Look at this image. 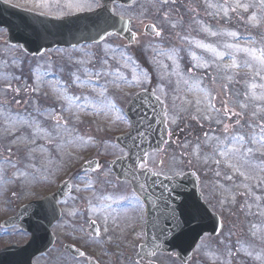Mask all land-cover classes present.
Instances as JSON below:
<instances>
[{
	"label": "rangeland",
	"instance_id": "1",
	"mask_svg": "<svg viewBox=\"0 0 264 264\" xmlns=\"http://www.w3.org/2000/svg\"><path fill=\"white\" fill-rule=\"evenodd\" d=\"M22 2L29 4L27 1ZM71 2H74V0H71ZM191 2H194V8L196 11H189L183 14L189 19L188 27H190L192 31H195L200 37H193L190 34L187 36L182 29L179 30L176 28L175 24H172L173 28L170 29L169 22L175 21L173 20L174 17L172 16V13H169L168 11L165 13H162L161 11H131L126 14L133 15L139 20L150 19L154 24L158 25L159 28L158 16L163 17L162 15L164 14V18L166 17V19L163 22L160 20L162 22L160 24H162V27L166 32L169 31L171 34L169 35L170 38H163L158 42L161 46L156 45V49H153L154 47H152L149 56L146 58L150 67H144L147 73L145 74V72H142L143 70L136 72L134 79L139 81L138 84L143 88L147 76L151 78V83L155 86L160 83L153 78L154 75L157 79L154 73L155 70L152 69V67L161 69V72H164L163 76H160V79L165 82L168 87L173 88L174 90L178 89L181 84L185 83L187 81L186 77L176 71L181 67H185L184 65L180 66V62H178L179 60L177 59L184 55V52L191 62V68H215L213 70L215 74L212 73L207 78L210 89L207 85L205 88H201L206 95V97L203 98V103L205 99H208L205 107L203 104L199 105L197 108L192 107L194 102L191 103L187 98L185 99L181 89L176 90L178 92H168L159 86V89L157 87L158 90H154V92L157 93L165 103L169 119L171 120V117L173 116L176 118L175 123L169 124L171 128L170 131L172 132L170 143L167 148L169 151L167 152V155L163 156V154L160 156V159H157L155 166H157L158 171L166 173L176 172L171 171L169 167V165L173 163V154L171 151H174L180 156V164L182 168L180 173L193 169L196 170L198 174L200 173L202 180L210 181V175L208 174L209 169L206 167V163L209 162L206 156H202L204 154V146L199 145L198 142H202L204 136H207L210 130L212 132L224 131L225 124L236 128H246L248 124H252L253 127H255L256 123L264 120V100L254 101L251 97L253 84L256 85V94L261 95L264 93V88H261L264 85V79L261 78L264 76V70L260 69V65L253 59L251 53L245 51V49H254L256 55H259L260 50L264 49V9L260 8L259 0H239L241 4L249 5L247 11L243 8H237L235 11H232L237 0H191ZM142 3L149 4L150 0H144ZM201 6L204 8H201ZM204 9L207 10L205 11ZM52 11L55 13L59 10H57L56 7H53ZM210 11L213 12L211 13ZM225 12H227V14H225ZM252 15L258 17L260 21L258 25H255L254 22L249 19ZM210 16H212V18L209 19L208 17ZM209 20L213 23L206 24V21ZM164 26H166V28H164ZM253 30H260L261 32V41L259 43L252 38ZM213 33H215V35H213ZM221 43L223 45H220ZM93 52L96 56L100 55V57H104L109 53L106 48H103L102 50L96 49ZM117 52L122 53L120 50ZM135 52L139 54L140 58H142L143 55H147L146 52L148 51L145 47L141 51ZM118 53H114L115 55L111 54L119 59L129 57V55L125 54L122 56ZM62 55H64L63 57L65 61H68L74 66L77 65L75 64V61L78 59H80L81 62H87L86 59L89 57V60H91V54H88V50H76L74 52H65L56 57L50 55L43 56L37 61H33V64L30 65V67V60L21 54L14 53L11 49L0 48V164L2 165L5 163L6 159L12 162L11 164L6 163L9 168L5 171L3 182L7 181L10 184H16L14 179H17V181H20L22 184L19 186L21 193L17 187L18 194L11 200V203L22 202L25 204L32 201L34 199L33 197H38L41 192L45 190L48 191V188L53 187L54 184L52 183H55L58 178V176L56 177L55 175L68 166L74 159H76L75 163L80 162L81 159H83L82 151L87 150L97 141L94 135H91L89 141H85L79 136L71 138L73 135H69L70 139H67L66 130L68 126L73 128L74 131H79L81 129L78 122V125L68 124L71 120H79L76 119V116L81 114L80 107L78 108L79 105H77L71 113H68L67 111L68 104L66 108L62 106L57 111L56 109H49V107L55 105L54 102L57 104L64 102L68 95H70V97L67 98L68 100L79 98L82 95V93L78 92L76 88L72 86V83L69 82V75L67 74V77L62 75L65 71L56 69V75L53 76L51 74V59L53 58L59 64V58ZM233 59H235L236 64L239 65V67H232ZM104 64L105 65L103 66L109 67L105 62ZM196 65H199V67ZM29 67L36 69L31 79L29 81L27 79L26 81L24 79H19L18 75H22V72ZM36 71H38L37 75L35 74ZM102 71L103 69L101 68L99 72ZM257 72H260V75H257ZM25 78L27 77L25 76ZM50 81L55 86L47 88L46 85L50 84ZM28 83H31V85ZM199 83L200 82L198 81L191 80L186 86L185 92L190 91V93H194V95L199 94ZM17 87L19 89L18 92L15 90ZM133 88L134 87H132V89ZM132 91L133 90H128V94H126V91L122 90L120 92L122 100L125 99L126 96L129 97L128 95H131ZM42 100L47 101L49 105L52 102L53 104L48 108L45 105L42 107L39 106L38 108L37 102ZM209 102L215 104L216 108H219V112L214 113V110L208 107ZM225 102L229 108L242 113V116H232L229 119L224 112ZM241 104H247L248 107L243 109L241 108ZM111 105L112 103L104 112L102 122V129L104 131L113 130L114 126L111 120H114L117 117V105H115V109H112ZM44 108L47 109L39 116L42 117L44 115V122L46 123V127L50 130L46 131L41 127V123H39L35 127V130L40 135L46 133L44 136L46 138L41 137L40 144L30 146L31 140L26 139L28 137L24 136L26 138L22 139L25 131H22V129L14 123L15 117L14 119H11L7 114L11 110L23 114H32L33 110H36L34 112V115H36L39 111L44 110ZM257 108L260 109V113L255 119H253L251 113ZM82 114L84 115V110H82ZM59 116H61V120L57 119ZM237 119L241 120V125H235ZM218 120L222 121V123H217ZM186 126H188L191 131L189 135L185 133ZM125 127L127 128L128 125H122L115 129V131L123 130ZM248 129L252 132L251 128ZM193 130H196V133H193ZM83 132L87 135L88 130ZM21 139L22 145L20 144ZM38 139L40 138H33L32 140L36 141ZM203 143H205V140ZM12 144H14V147L11 149L13 146ZM101 144L103 147H108V144L110 143L101 142ZM77 147H81V149H76L77 152L75 153L74 150ZM16 148H19V151H14ZM260 157L261 154L257 157V166L261 169L264 168V164H262L261 167L259 162ZM86 158L88 157H84V159ZM13 164L16 166L13 167ZM49 168L50 177H52L53 171L55 172L53 180L47 185L29 189L28 187L38 185L41 181L44 182L46 180V173ZM62 173L59 174V176H61ZM261 173L264 175V171ZM239 175L241 174L239 173ZM105 178L106 177L102 174L100 175V179ZM24 186L28 187L24 188ZM254 186L256 189L260 186L262 190H255ZM259 192L262 193L261 196L259 195ZM246 196L248 200L246 205L247 210L255 209L257 204L255 199L257 197H259L261 202L264 203V182L263 184L252 182V184L248 185L246 187ZM257 209L261 211L260 207ZM71 210H73V208H71ZM139 216V206L135 204L125 213L124 221L129 224ZM74 217L69 214L66 221L58 228L57 232L60 244L73 241L81 242L83 246L88 247L92 252H95L94 246L100 242L91 241L84 236V232L80 231L77 226L70 225L69 220L72 221ZM131 237L135 244L131 247L130 253L135 256L137 248L144 241V237L140 232L132 233ZM20 238L22 244L29 239V237L24 234H22ZM201 247L198 250V253L200 252ZM100 249H103V247ZM115 251L118 253L119 250ZM123 253L128 256V252ZM123 253H118L117 256L114 255L113 251L101 250V255L108 254L106 256L110 258L111 264H139L133 261L135 259L128 258L129 256L126 257ZM36 263L77 264L62 252L60 248L54 250L49 256L38 258ZM157 263L175 264L174 261L167 259L166 257L160 258L157 260ZM192 264H201V255H197Z\"/></svg>",
	"mask_w": 264,
	"mask_h": 264
},
{
	"label": "flooded vegetation",
	"instance_id": "2",
	"mask_svg": "<svg viewBox=\"0 0 264 264\" xmlns=\"http://www.w3.org/2000/svg\"><path fill=\"white\" fill-rule=\"evenodd\" d=\"M3 1L25 10H30L38 13L44 11V9L34 7V4L38 3L39 0ZM22 1H27L29 2V4ZM143 1L144 0H138L135 4L130 5L129 7H124L119 4H113V0H99V5L95 3L93 4V8L95 9L94 11L110 9L112 7L114 12L118 16L133 20L131 24V30L135 34V39L134 44L131 47L132 49H128V45L126 46L124 42H121L123 49L129 51L130 53H132V55L136 54V52H134L135 49H143L147 47L148 43L158 42L159 40L150 38L146 35L145 28L150 23L148 22V19L139 20L137 17L126 13H130L131 11H188L192 8L191 4L187 3L188 0H174V2L170 1L167 4L162 3L159 0H151L149 4H143ZM67 2H71V0H61L62 4ZM53 7H55V5H53ZM63 11L67 13L68 10L64 9ZM77 13L83 12L75 11L70 15ZM59 14L60 11L53 13V15L51 16L54 17L55 15ZM70 15L65 14L63 15V17H67ZM110 41L117 42L114 38ZM95 47V45L89 47L91 50L89 52L93 53ZM96 59H100V55L99 58H95L94 60ZM141 65H144V62H142ZM89 70L93 71V74L88 75L91 79V77L93 78L94 76H96L94 74V71L98 70V64L93 68H90ZM206 72V74L198 75V78L201 82L206 81L207 85L209 86L207 78L212 74L213 70L207 69ZM18 78L23 79L21 74L18 75ZM94 79L97 81V78ZM17 89L18 87L15 90ZM142 90L153 91V88L148 85ZM20 114L21 113L17 112L14 114V123L18 126L20 125ZM14 117L10 116L11 119H14ZM2 144L5 145L4 143ZM80 167V165H73L72 167H70V172H73L71 176H68L71 184V194L59 204L64 215H67V212L71 213V208H73V210L76 209L75 214H77V218L74 219L78 221V224H76V226L80 229V231L84 232L88 236H90V234L93 235V233L96 232V234L99 236L97 239L94 238L96 239V241L100 242L99 244H96L94 246L95 252H92L88 247H85L81 244L84 248H86L84 251L90 255H93L96 258L97 264H111L110 258L106 256V254L101 255L100 248L103 247V249H105L115 246L114 243H111V236L126 237L131 236L134 232H140L145 236L147 209L145 205L139 200V203L137 205L139 206L140 216L134 219L132 223L127 224L124 221L125 213L133 206L125 208L123 205L113 203V201L119 199L123 195L132 194L133 189L131 184L125 181L117 180L116 176L113 174V171L110 169L109 164L101 163L98 165L97 169L91 172H84L79 169ZM146 167L150 168L149 164ZM109 169L110 172L108 171ZM105 172H108V175L105 179H95L97 177H100V175ZM218 175L221 174L218 173ZM86 181L89 183H86ZM222 183V187L225 193L222 207L211 198V203L209 204L208 202V205L213 211L214 209H216L221 210L222 212L223 217L221 219L224 225L223 231L225 232V234L223 233L224 236H221L223 237L221 240L222 245L229 251H240L241 249H243L244 251L242 252L244 254L241 255L240 260H245L247 258L245 249L250 250L255 246L252 234L253 229L252 227L246 229L247 222L249 226H256V220L251 218L253 217V215H249L248 218H246V214L244 211L245 205L243 201V199L245 198V196L243 195L244 190L239 189V182L235 180H223ZM17 187L19 189V186L17 184H11L6 189H4L3 187L0 191V250L5 248L7 245H16L17 243L12 237L20 234V226L18 224L14 225L10 230H6L5 226L3 225V221L6 218V211H8V213H12V216H8V218H11L15 216L20 209V203L17 206L12 205L11 203V200L18 194ZM209 189L210 190L208 192L211 193V187H209ZM54 191L55 190L52 187L48 194H51ZM109 197H111V199H108ZM5 202L9 203L11 206L6 207L4 204ZM108 204H112V209H109V212H102L100 210V206L107 207ZM224 208L228 210V213H226ZM109 213H111V215H109ZM105 216L108 217L107 222H105V220L103 219V217ZM113 217H115V222H113ZM93 221H95V224L92 223ZM212 239L215 238L205 237L202 242L207 241L212 245ZM132 242L133 241L131 240L124 239V242H121L120 246L126 249L128 247H132ZM18 246H20V244H18ZM236 253L233 256V259H230L233 261V264H245V261L238 260ZM90 260H92V258L86 255L85 258L80 259L79 262H81L82 264H88ZM139 264H148V262H139Z\"/></svg>",
	"mask_w": 264,
	"mask_h": 264
},
{
	"label": "water",
	"instance_id": "3",
	"mask_svg": "<svg viewBox=\"0 0 264 264\" xmlns=\"http://www.w3.org/2000/svg\"><path fill=\"white\" fill-rule=\"evenodd\" d=\"M131 3L132 0L124 2V4L128 5ZM101 14L105 16L113 15V22L107 25L98 23ZM127 24L126 21L115 17L113 13L108 11L85 13L64 20H54L41 15L23 12L2 3L0 4V28L8 31L6 43L13 47L19 46L24 52L32 56L40 55L44 51L55 47H69L84 43L100 42L111 34L130 36ZM150 30L151 35L156 34L153 32V27ZM144 97L148 100L153 99L152 96L148 95H141L137 99H144ZM153 100L156 101L155 98ZM161 114L162 111L159 108L158 115L160 118H158L159 120L156 123L152 124L151 128L152 133H156V136L149 140V149L153 147L161 149L167 140L166 122L165 120H161ZM117 142L121 147L126 148L122 144V140ZM134 157L131 154L130 159L113 163V169L120 179L134 180L131 169L127 167V165L131 164V160ZM184 179L190 180L192 178L188 175ZM158 180L165 179L158 178ZM174 180L177 179H168L167 181L171 183ZM185 185L183 184V186ZM139 195L145 201L149 200L148 195L142 193H139ZM189 196L191 197L192 195ZM58 199L59 195L54 199H49L48 202L52 203L53 201V205L55 206V202ZM189 200L197 202L204 209L202 219L189 222V218L183 215L186 222H184L179 235L173 236L172 239L169 235H166L165 239L158 242L157 235L151 234L149 236L150 245L154 247L155 251L169 253L178 249V258L184 263L190 260L197 243L205 234L216 235L221 228L219 220L205 207L200 197L197 201L191 200V198ZM45 203L46 201L34 204L35 211L29 218L24 219L21 216L23 226L33 234V238L28 246L17 251L16 259L18 260H16L15 264H32L34 258L47 252L53 245L50 227L56 220L54 214L49 213L48 216L47 211L41 212L39 216L35 214L41 205L46 209ZM182 203L185 204V201L183 200ZM183 204L182 207H184ZM30 208L33 207L29 206L26 209ZM73 252L74 254L77 253L72 250Z\"/></svg>",
	"mask_w": 264,
	"mask_h": 264
},
{
	"label": "snow or ice",
	"instance_id": "4",
	"mask_svg": "<svg viewBox=\"0 0 264 264\" xmlns=\"http://www.w3.org/2000/svg\"><path fill=\"white\" fill-rule=\"evenodd\" d=\"M151 2V0H150ZM97 4L99 5V0H74V2H67V3H61V0H39L38 3L34 4V7H38L41 9H44V11H42L40 14L41 15H45V16H51L53 15V5H55V7L57 8V10L60 11L59 15H55L54 18L56 19H61L63 18V15L65 14H72V12L78 11V12H84V11H94L95 9L93 8V4ZM154 6V5H153ZM212 6V5H209ZM259 6L261 9H264V0H259ZM249 5L246 4H241L239 2V0H237L235 7L232 9V11H235L237 8H243L245 11H247ZM67 9V13H65L63 10ZM225 14H227V12H225ZM119 19L123 20V17H119ZM249 19L251 21L254 22L255 25L259 24V19L256 15H252L249 17ZM113 22V15H103L101 14L100 16V20L98 21V23H102V24H110ZM157 35H159V33H157ZM213 35H215V33H213ZM234 35V34H233ZM245 51H248L251 53L253 59L255 61H257V63L260 65V69L264 70V49L260 50V54L256 55V52L254 49H245ZM122 56L125 54H121ZM129 59H131L129 57ZM197 67H199V65H196ZM227 67V66H226ZM232 67H239V65L236 64L235 59H233V63H232ZM257 75H260V72H257ZM262 79H264V76L261 77ZM137 83L139 81H136ZM115 83V81H114ZM255 87L256 85H252V89L253 91L251 92V97L252 99L255 100H264V93H262L261 95H257L255 92ZM17 92L19 91L18 89L16 90ZM210 95V94H209ZM155 99L159 102L160 97L156 96ZM154 107V106H153ZM208 107L212 108L215 111H219L215 108V104L209 102ZM248 107L247 104H241V108L246 109ZM112 109H115V105H111ZM118 111V110H117ZM224 112L225 115L230 119L232 116H237L240 117L242 116V113L236 112L234 111L232 108H229L227 106V103L225 102V106H224ZM260 113V109H256L251 113V117L253 119H255L256 116H258ZM142 118L143 119H148V115L141 113ZM168 116L167 112H163L161 114V120H164L166 117ZM210 118V117H208ZM118 119L123 120L126 123L130 122L126 120V118L121 115L118 117ZM155 122V117H153L151 120H149V127L151 126V124ZM176 122V118L173 116L171 117V123H175ZM217 123H222V121L218 120ZM235 125H241V120L237 119L235 121ZM232 127L233 126H229L227 124H225L224 126V131L225 132H229L232 131ZM247 127L252 129V132L250 134H247V140L245 139V134H240V133H233L232 136L228 137L226 139V141H221L220 144L222 145V150L218 149V153L220 156L223 157H232L235 158L237 160H243L246 164L250 165L251 167L255 168L256 165L252 164V161L249 159V157L251 156V154H253L254 150L256 152H260L261 155H264V120H261L260 122L256 123L255 127H253L252 124H248ZM219 139V138H217ZM135 141H133V144L135 145ZM228 144H231L232 147L228 148ZM252 145V146H246V145ZM123 151V150H122ZM130 152H132V149H129ZM133 156H136V159H132L131 160V171L133 175H136L137 169L140 170L141 173L144 172H148L153 176H159L161 175L160 172H152L151 169H149L148 167H146V156H150L151 154H143V153H132ZM118 159H130V157H125V156H120L118 157ZM5 163H9L11 164L12 162L8 159H6ZM216 163H220L219 160L216 161ZM13 167H15L16 165L13 164ZM229 167H235L234 164L229 163L228 164ZM110 172V169L108 170ZM261 171H264V168H261ZM241 175H245V173L241 172ZM103 176H107L108 172L102 173ZM180 176V172H176L175 173V178H178ZM97 179L99 180L100 177H97ZM168 179H174V177H168ZM229 179H231V177H229ZM245 179H248V177L245 175ZM86 183H89L86 181ZM141 189H145L146 188V184H141L140 185ZM108 199H111V197H109ZM257 199H259V197H257ZM140 200V197L138 195H136L135 193L132 194H128V195H123L122 197H120L119 199H116L113 201V203L118 204V205H123L125 208L128 207H132L135 204H138ZM109 209H112V204H108L107 207L104 206H100V210L102 212H109ZM44 211H48V212H54L55 208L54 207H50L48 209H44L43 205H41V207L39 209H37L36 211V215L39 216L41 212ZM109 215H111V213H109ZM182 215H185L189 218V222L191 221H197L202 219L203 215H204V209L197 203V202H192L191 204H186L183 207V211H182ZM103 219L105 220V222H107L108 217L105 216L103 217ZM171 220H173L174 223V227L179 228L180 227V219L179 217H177L175 215V209L172 210V217ZM113 222H115V217H113ZM93 224H95V221L92 222ZM155 251V249H154Z\"/></svg>",
	"mask_w": 264,
	"mask_h": 264
}]
</instances>
